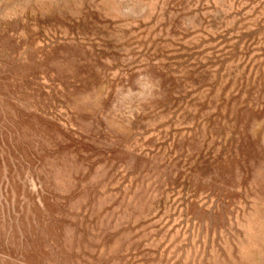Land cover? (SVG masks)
I'll return each instance as SVG.
<instances>
[{
  "label": "rangeland",
  "instance_id": "374dc122",
  "mask_svg": "<svg viewBox=\"0 0 264 264\" xmlns=\"http://www.w3.org/2000/svg\"><path fill=\"white\" fill-rule=\"evenodd\" d=\"M0 264H264V0H0Z\"/></svg>",
  "mask_w": 264,
  "mask_h": 264
}]
</instances>
